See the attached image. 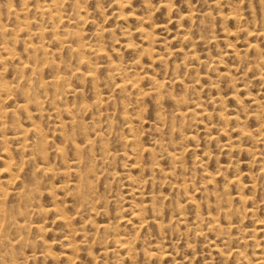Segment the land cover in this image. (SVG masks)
Returning <instances> with one entry per match:
<instances>
[{"label":"rangeland","instance_id":"rangeland-1","mask_svg":"<svg viewBox=\"0 0 264 264\" xmlns=\"http://www.w3.org/2000/svg\"><path fill=\"white\" fill-rule=\"evenodd\" d=\"M0 264H264V0H0Z\"/></svg>","mask_w":264,"mask_h":264},{"label":"bare ground","instance_id":"bare-ground-1","mask_svg":"<svg viewBox=\"0 0 264 264\" xmlns=\"http://www.w3.org/2000/svg\"><path fill=\"white\" fill-rule=\"evenodd\" d=\"M11 220V219H10Z\"/></svg>","mask_w":264,"mask_h":264}]
</instances>
